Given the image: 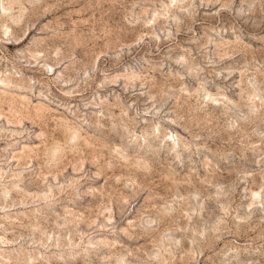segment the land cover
Listing matches in <instances>:
<instances>
[{
    "label": "rangeland",
    "instance_id": "374dc122",
    "mask_svg": "<svg viewBox=\"0 0 264 264\" xmlns=\"http://www.w3.org/2000/svg\"><path fill=\"white\" fill-rule=\"evenodd\" d=\"M0 264H264V0H0Z\"/></svg>",
    "mask_w": 264,
    "mask_h": 264
}]
</instances>
